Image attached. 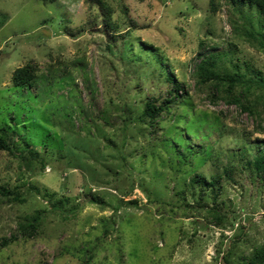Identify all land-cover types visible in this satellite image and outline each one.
Returning a JSON list of instances; mask_svg holds the SVG:
<instances>
[{
	"label": "rangeland",
	"instance_id": "rangeland-1",
	"mask_svg": "<svg viewBox=\"0 0 264 264\" xmlns=\"http://www.w3.org/2000/svg\"><path fill=\"white\" fill-rule=\"evenodd\" d=\"M0 14V264H241L264 246V178L246 165L264 153V87L242 89L249 113L194 75L224 52L219 68L264 80L263 15L243 25L226 0H0ZM27 64L33 85L15 87ZM167 73L186 97L146 119Z\"/></svg>",
	"mask_w": 264,
	"mask_h": 264
},
{
	"label": "trees",
	"instance_id": "trees-1",
	"mask_svg": "<svg viewBox=\"0 0 264 264\" xmlns=\"http://www.w3.org/2000/svg\"><path fill=\"white\" fill-rule=\"evenodd\" d=\"M229 4L230 8L237 13L241 19L243 20V25H246V21L248 20V15L252 17V15H263L264 16V0H226ZM7 22V16L5 14H0V28L5 25ZM246 31L249 37H252L254 34L251 33L250 27L244 29L243 26H240V30ZM225 53H208L206 56L202 57V59L195 65V79L196 82L201 85H209L213 88L214 93L217 94L219 91L221 94H224V101L228 104H234L240 107L243 111H248L251 113L252 111L255 113V104H247L241 102L239 99L241 97V93H243L242 89H246L247 91L251 88L263 89L264 80L254 74L252 76H247L245 73H241L239 71V67L237 65H231L230 67H218V62L221 60V57L224 56ZM230 63V61H227ZM227 68V69H226ZM230 68L231 70H229ZM36 79V68L32 65H25L23 67H19L14 70L11 80L12 84L15 87L18 86H28L31 87ZM166 82L168 84V90L166 91L167 97L159 102L157 100H150L144 104L142 115L144 118H148L154 120L157 116L164 112L166 109L170 107H174L177 104L181 103L183 99L186 97V92L184 86L176 79L174 75L171 73L166 74ZM236 88H240V95L235 94ZM258 99V100H257ZM256 99V102H260L264 99L263 96H259ZM159 102V105H157ZM12 142V135L7 134V132L0 128V151H9L10 144ZM256 144H260L257 142ZM23 145L25 147L24 153L27 156H23L22 160H25L26 164L32 166L30 157H36V154L30 150V146L27 145L23 141ZM29 149V150H27ZM246 165L249 169H252L256 172V174H260L262 178H264V153H256L253 156V159L246 162ZM226 174V171H224ZM217 182V178L213 177L211 183L215 184ZM0 193L10 194V192L6 191L4 187H0ZM217 222L220 220V216H215V212L212 211ZM32 226V225H31ZM30 226V227H31ZM225 259V258H224ZM241 264H264V246L254 249L247 256H243ZM227 262V260H225Z\"/></svg>",
	"mask_w": 264,
	"mask_h": 264
}]
</instances>
